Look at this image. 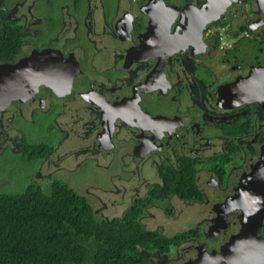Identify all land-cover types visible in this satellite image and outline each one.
Listing matches in <instances>:
<instances>
[{
    "label": "flooded vegetation",
    "instance_id": "1",
    "mask_svg": "<svg viewBox=\"0 0 264 264\" xmlns=\"http://www.w3.org/2000/svg\"><path fill=\"white\" fill-rule=\"evenodd\" d=\"M9 1L21 45L41 41L0 61V143L30 146L28 184L87 161L128 200L118 218L137 205L177 231L147 264H264V0H64L48 40L37 0Z\"/></svg>",
    "mask_w": 264,
    "mask_h": 264
},
{
    "label": "trees",
    "instance_id": "2",
    "mask_svg": "<svg viewBox=\"0 0 264 264\" xmlns=\"http://www.w3.org/2000/svg\"><path fill=\"white\" fill-rule=\"evenodd\" d=\"M21 43L20 28L0 21V61ZM46 191L28 184L0 192V264H147L142 252L168 249L169 239L137 220V205L122 218L98 219L64 182L54 180Z\"/></svg>",
    "mask_w": 264,
    "mask_h": 264
},
{
    "label": "rangeland",
    "instance_id": "3",
    "mask_svg": "<svg viewBox=\"0 0 264 264\" xmlns=\"http://www.w3.org/2000/svg\"><path fill=\"white\" fill-rule=\"evenodd\" d=\"M26 3H24V6H26L30 1L32 0H25ZM69 1V0H68ZM14 2V1H13ZM78 2V1H77ZM5 3V2H4ZM10 1L6 0V6L10 5L9 4ZM64 0H37L32 4H28L27 7H29V5H33V8L35 6V8H38L39 11L43 14V20L42 21H38L36 22V24L31 26V21L29 20L30 17V13L27 14L26 18L28 20H25V25L26 27L31 26L32 29L34 30H38L42 32L41 37L44 40H48L50 39L52 36H54L56 34V31H52V29L54 28V26L57 28L58 27V21H59V15L60 13V6L62 4H64ZM233 3H235V0H233ZM56 4V5H55ZM21 5L18 4L17 10H21ZM30 7V8H31ZM15 16H19L17 14V11L12 12L9 10H6L4 8L0 9V21L4 24V25H17L19 23H22L23 20L22 19H15ZM57 19V22L54 24L55 20ZM19 23H18V22ZM21 26V25H20ZM24 26V25H23ZM21 29H24L23 27ZM20 29V30H21ZM22 33V31H21ZM31 33H29L30 35ZM26 35V34H25ZM40 35V34H39ZM61 35L58 37L57 40H53V42L59 43L62 41ZM22 39H24V34L22 33ZM31 42L33 44H36V46H28L27 45H19L18 47H23L22 50L23 51H29L34 47H39V44L41 43V41L35 37H33L32 39H30ZM17 47V48H18ZM30 48V49H29ZM29 49V50H28ZM36 50V49H35ZM40 51V50H38ZM43 124L36 126V127H30L27 128L28 133V141L32 142L35 141L37 139L40 140L41 137L44 136V131L45 129H43ZM2 135H0V142L2 140L1 137ZM36 138V139H35ZM26 140V143L28 142ZM49 146V145H48ZM30 146L27 147L26 151L24 153H22L20 156H18L17 154L13 155V156H9L10 152L8 149H3L2 148V143H0V192H10V193H17L22 191L25 186L28 185V183L32 182L31 180H33V176L34 174L32 172H34L36 170V165L34 164L33 167L29 168V166H31L30 162H28L27 160H32V159H28L30 154L32 153L30 151ZM42 151H40L38 154H40ZM19 157V159H18ZM18 159V160H17ZM22 161V163H21ZM70 163L72 164V160L70 161ZM43 174V173H42ZM56 177H60V179H57L58 181L64 182L65 184H67L68 186L72 187L75 191H77L79 194L82 195H87V199H85L96 211H98L100 209V201L93 196V193L95 195H100L103 198V206L104 208L102 209V213L106 216V217H119L122 214V211L124 209V207L127 205L128 200L127 201H123V193L120 191H115V187H118V182L115 180V178L113 176H110V171H105L103 169H101L100 167L98 168L97 166H92L89 162H85L84 164H81L79 167H72L68 168V169H63L62 171H59L56 175H54ZM147 180L150 178H155V173H154V168H150L149 173L147 172ZM55 178V177H54ZM75 181L77 182V185H75ZM49 180L44 179V181L41 182L42 187L47 190L46 192H49L50 190V186L51 183H49ZM94 184V187L96 189L90 188L89 191L91 193H87V191H85V187ZM95 211V212H96ZM150 212L152 213V211L150 210ZM154 212V210H153ZM96 218L101 219L99 214H95ZM159 216L158 214H156V217L150 218V219H143L142 222H144L142 225L145 229L148 228H158V230L162 231L161 229L164 228V234L166 237H169L167 240V246H168V250L171 251L173 249L172 252H174L176 250V247L180 244L179 241H176V243L174 242V238L175 236H172L175 234V232H177L174 229H171L172 231L169 232L168 228L170 229L171 227V222L167 223L168 221L166 220H158ZM180 230V229H177ZM146 251L142 252L143 254ZM176 264H178V261H175ZM197 263H200V261H198ZM202 264V263H200Z\"/></svg>",
    "mask_w": 264,
    "mask_h": 264
},
{
    "label": "water",
    "instance_id": "4",
    "mask_svg": "<svg viewBox=\"0 0 264 264\" xmlns=\"http://www.w3.org/2000/svg\"><path fill=\"white\" fill-rule=\"evenodd\" d=\"M230 1H232V0H225V2H227V3H229ZM237 1H242V0H237ZM256 2H262L263 0H255ZM8 90H6V91H0V98H2V97H8L9 96V94H11V91L9 90L8 92H7ZM256 189H254V191H255ZM250 195H251V193H250ZM248 197H250L249 195H248Z\"/></svg>",
    "mask_w": 264,
    "mask_h": 264
},
{
    "label": "built area",
    "instance_id": "5",
    "mask_svg": "<svg viewBox=\"0 0 264 264\" xmlns=\"http://www.w3.org/2000/svg\"><path fill=\"white\" fill-rule=\"evenodd\" d=\"M220 34V33H219ZM219 38H220V40H221V35H219Z\"/></svg>",
    "mask_w": 264,
    "mask_h": 264
},
{
    "label": "clouds",
    "instance_id": "6",
    "mask_svg": "<svg viewBox=\"0 0 264 264\" xmlns=\"http://www.w3.org/2000/svg\"><path fill=\"white\" fill-rule=\"evenodd\" d=\"M220 39V38H219Z\"/></svg>",
    "mask_w": 264,
    "mask_h": 264
}]
</instances>
